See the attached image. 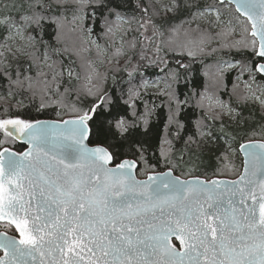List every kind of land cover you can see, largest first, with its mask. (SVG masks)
I'll use <instances>...</instances> for the list:
<instances>
[{
  "label": "snow or ice",
  "instance_id": "obj_1",
  "mask_svg": "<svg viewBox=\"0 0 264 264\" xmlns=\"http://www.w3.org/2000/svg\"><path fill=\"white\" fill-rule=\"evenodd\" d=\"M97 7L103 8L102 22L96 20ZM237 11L252 21V35L260 36L256 54L264 59V0H238ZM181 12L186 19L171 24ZM220 17L214 4L200 0H0V81L7 86L0 99L21 96L38 101L37 111L78 114L63 121V128L61 122L0 118V137L32 145L24 152L0 151V221L14 226L20 237L0 233V264H264V142L239 145L247 159L235 181H181L172 172L195 163L172 154L170 130L174 139L199 149L210 143L217 122L215 130L235 141L225 130V116L243 123L219 95L227 87L225 69L235 65L215 54L246 45L231 20ZM87 21L100 24L103 43ZM138 45L141 60L151 49L215 61L204 73L211 85L183 99L174 85L188 65L178 60L169 69L158 93L167 96L168 111L156 149L158 162L169 170L147 181L134 174L155 167L136 130L148 131L153 109L145 104L131 118L113 111L110 98L104 99L108 74L101 71L122 59L130 64ZM253 67L264 74V64ZM249 73L252 83H233L232 96L264 111V84L253 87L256 77ZM144 86L160 89L159 82ZM139 95L129 89L124 103L131 108ZM89 97L91 105L82 107ZM188 108L201 115L186 122L182 113ZM90 136L99 141L95 147L84 143ZM125 146L132 158L109 167ZM234 151L229 145L217 160L226 168ZM221 188L231 195L224 197ZM173 237L183 252L171 243Z\"/></svg>",
  "mask_w": 264,
  "mask_h": 264
},
{
  "label": "trees",
  "instance_id": "obj_2",
  "mask_svg": "<svg viewBox=\"0 0 264 264\" xmlns=\"http://www.w3.org/2000/svg\"><path fill=\"white\" fill-rule=\"evenodd\" d=\"M202 4L211 3L214 4L216 8L219 9L220 14H232L234 19L242 26L243 31L241 36L244 38L246 46L239 47V50L233 48L231 50L224 49L219 53L215 54L218 58L223 61H228L235 66L230 69L225 70V83L227 87L222 89L219 93L221 99L229 102L233 108L237 110L238 113L243 117V123L237 125L235 121H230L227 116L224 117L225 130L235 137V141L227 140L220 131L215 130L219 128V122L214 126L213 138L205 146L197 148L195 145H186L182 140L174 139L171 135V130L169 133V139H172L173 144V155L178 157L181 154L185 155L186 159L191 158L194 161L195 166L192 164L183 166L181 168L172 169L175 174L184 177H201L207 180L212 178H237L242 171V158L239 154L238 148L240 144L250 141H264V133L261 129L264 128V111H262L259 105H254L252 103H242L238 102L235 96H232V84L241 83L248 80L252 83L250 79L249 69H251V74L255 75L256 81L253 83V87L257 83L264 84V78L257 74L256 69L253 65H257L261 60L256 56L257 53V42L250 36V25L247 20L242 18L235 12L233 6L223 3H218V0H200ZM96 20L101 21V15L103 13L102 7H97ZM186 19V13H178L175 18L170 20L173 25L180 24ZM102 22V21H101ZM88 25L93 28V36L100 39L103 43V38L99 37L100 24L94 23L92 21H87ZM187 26V25H185ZM195 24H193V27ZM133 27H136L134 24ZM219 30V29H217ZM49 35H51V30H49ZM47 38V37H46ZM140 51L139 45L137 49L132 50L131 63H127L125 60H121L119 65L116 64H105L101 71H107L108 79L104 83L103 87L107 93L104 97L105 100L110 98V106L113 111H119L122 115H127L131 118V112L136 111L142 113L144 111V106L147 104L153 109V117L150 121L148 131L145 133L141 128L136 130V138L145 141L149 146V152L146 156L150 159L151 163L155 165L154 169H139L137 175L139 178H146L150 173L163 172L168 169V166L160 160L158 162V152L156 149L160 143V139L164 136V124L166 122V113L168 111V99L166 95L156 93H150L147 91L145 82L149 83L152 81L160 80L165 84L167 80V74L170 68L177 67V61L188 65L187 69L180 70V81L174 85L178 96L183 99L186 95H190L193 92H202L207 85H211V81L204 75L206 71H212L207 65H215V61L212 57H188L186 54L179 53H155L151 49H145V59L141 60L136 54ZM164 60L165 63L160 61ZM203 60V63H201ZM247 65V67H245ZM127 68V70H125ZM131 74V75H130ZM240 77L237 80V77ZM129 89H134L139 92V96H133L131 105L124 103L128 100ZM7 86L6 83L0 81V97L6 96ZM24 100V104L18 105V100ZM94 98L89 97L83 101L82 107L87 108L91 105ZM99 101H97L98 103ZM7 107L8 111L5 113L4 108ZM38 101L29 102L26 97L16 96L15 98L9 97L7 100L0 99V118L2 117H14L20 116L25 119H39V120H57L63 121L67 118L77 117L75 112H59L53 110L52 108H47L41 111H37ZM103 108V104L97 109L100 112ZM201 115L199 109L193 110L188 108L182 113V118L187 122L188 120H195ZM240 117H238L239 119ZM142 123V122H141ZM191 129V125H189ZM227 140V143L225 141ZM90 143L96 145L99 143L94 137L90 138ZM231 145L237 151L235 155L230 156L227 162L228 166L225 168L221 161L217 160L220 152L228 146ZM3 148H10L15 151H22L24 148L18 144L16 141H8L0 137V151ZM152 153H156L152 155ZM123 158H132L126 155L125 148H120L116 151L114 162L118 163ZM0 231H7L9 233H14V230L7 224H0Z\"/></svg>",
  "mask_w": 264,
  "mask_h": 264
},
{
  "label": "water",
  "instance_id": "obj_3",
  "mask_svg": "<svg viewBox=\"0 0 264 264\" xmlns=\"http://www.w3.org/2000/svg\"><path fill=\"white\" fill-rule=\"evenodd\" d=\"M224 3L233 6V8L235 9V12H236L238 15H240L242 18H244L245 20L248 21V23H249V25H250V28H251V29H250V36L253 37V38L256 40V42H257V53H258V52H259V46H260V36H259V35H256V36H253V35H252V31H253V29H252V21L248 20L247 16H245L242 12L237 11V3H238V0H225ZM256 56L261 60L258 64H264V59H262L261 57H259L257 54H256ZM256 72H257V70H256ZM257 74L264 78V74H260V73H258V72H257ZM98 103H99V102H98ZM76 118H77V117H74V118H67V119H64L63 121L72 120V119H76ZM42 121L61 122V123H60V127H61V128L64 127V125H63V123H62L63 121H57V120H42ZM69 127H70V126H69ZM90 138H91V136H90L88 139H86V140L84 141V143H85V144H88L89 147H95L96 145H92V144L90 143ZM15 141H16L18 144H20L24 149H23L22 151H15V150H12V149L9 148V149H10L12 152H14V153L24 152V151H27L29 148L32 147V145L27 144V143H26L25 141H23V140H15ZM254 142H264V141H254ZM246 143H248V142H245V143H243V144H246ZM3 149H4V148H3ZM3 149H2V150H3ZM2 150H1V151H2ZM238 151H239V154H240V156H241V158H242V171H241L240 175H239L237 178H235V179H228V178H212V179H210V180H207V179H205V178H201V177H189V178H184V177H181V176L175 174V172H173V170H172V172H173V176H178L179 179H180L181 181H184V180L192 181V180L197 179V178H199L200 180H204V181L219 180V181H228V182H231V181L238 180L239 177H240V176L243 174V172H244L245 160L247 159V157H246V155H245V152H244L243 150H241L240 147L238 148ZM259 163H260V162H257V165H259ZM114 164H115V162L113 161V164H110L109 167L114 166ZM168 170H169V169H167V170H165V171H163V172H167ZM137 171H138V169H135V170H134V174H135L136 179L139 180V181H147L149 175H156V174H158V173H163V172L150 173V174H148V175L146 176V178H139L138 175H137ZM138 191H139V190H138ZM218 191L223 192V196H224V197H228V196L231 195V192H230V191H225L223 188L219 189ZM34 203H35V201H33V204H34ZM248 203L250 204L251 201H249ZM0 224H7V225H8V223H7L6 220H5V221H0ZM9 226H10V225H9ZM10 227L14 230V233L11 234V233H9V232H7V231H0V233H7V235H9V236H15V237L17 238V240H19V238H20V237H19V233H18L17 231H15L14 226H10ZM171 243H172L173 245H175V247H176V249H177L178 251L183 252V251L185 250V249L183 248V246H181V244L179 243V241H178L175 237L172 238ZM57 255H58V254H57ZM3 256H4V252H3L2 249H0V257H3Z\"/></svg>",
  "mask_w": 264,
  "mask_h": 264
},
{
  "label": "rangeland",
  "instance_id": "obj_4",
  "mask_svg": "<svg viewBox=\"0 0 264 264\" xmlns=\"http://www.w3.org/2000/svg\"><path fill=\"white\" fill-rule=\"evenodd\" d=\"M214 16H215V13H213V17ZM220 18H221L222 21H225V22H227V21H229L231 19H234L233 16H232V14H227V13H225V15L224 14L223 15L221 14V17ZM231 22H232V25L235 27L236 32L239 34L238 35V37H239L241 35V32L243 31L242 26L239 25V23H237V21H235V20H231ZM156 82H159L160 83V89L155 88V87H146V89H147L148 92H150V93H156V92H160V90L164 88V84L160 80L152 81V82H149L148 84L151 85V84H154ZM2 118H4V117H2ZM231 148L234 149V147H232V146H231ZM236 153H237V151L235 150L234 152H232V155H235Z\"/></svg>",
  "mask_w": 264,
  "mask_h": 264
}]
</instances>
